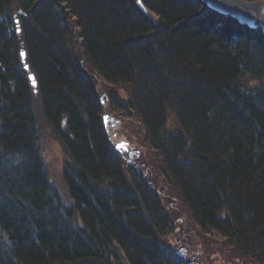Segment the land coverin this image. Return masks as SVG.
I'll list each match as a JSON object with an SVG mask.
<instances>
[{
	"label": "trees",
	"instance_id": "trees-1",
	"mask_svg": "<svg viewBox=\"0 0 264 264\" xmlns=\"http://www.w3.org/2000/svg\"><path fill=\"white\" fill-rule=\"evenodd\" d=\"M143 1L155 17L134 0H0L2 36L16 18L23 26L12 30L11 49L0 45V264H191L166 245L171 224L156 192L141 175L123 173L103 123L105 96L143 124L201 230L264 263L263 35L238 23L230 34L236 22L218 25L199 0ZM72 35L95 76L69 50ZM20 48L38 79L45 123L68 155L69 205L39 149ZM248 74L254 85L242 82Z\"/></svg>",
	"mask_w": 264,
	"mask_h": 264
},
{
	"label": "rangeland",
	"instance_id": "rangeland-1",
	"mask_svg": "<svg viewBox=\"0 0 264 264\" xmlns=\"http://www.w3.org/2000/svg\"><path fill=\"white\" fill-rule=\"evenodd\" d=\"M78 53L80 54V52ZM83 62L87 67V72L92 76H95V72L92 70L89 63L86 61ZM248 83H251V81H248ZM96 84H98L100 91L107 90V88H105V84L100 79H96ZM116 91L118 92V89ZM119 92L122 94V96L125 95V92L122 90ZM38 100L34 97L33 108L35 110L36 123L40 132V138L42 140L44 162L46 164L48 175L53 184L66 198L68 195V188L63 178V168L65 162L67 161V156L63 151L62 143L53 135L52 130L46 125ZM117 114L118 118L121 120V123L120 126L114 124L109 126L110 133L113 136L112 140L114 142H116L117 139L132 140V144H134V150L136 149V153L132 155V158L134 157V160L142 164V171L145 173L146 177L148 175V178L151 181L156 180L161 186L160 195L163 198V206L166 209L164 210L171 215L176 224L180 225L177 229L175 228V232L172 235L168 237L164 236L166 240H168V242H172V240L175 239V235H180V237L186 241V246L189 251L188 253L190 255L199 254L200 258L202 257L209 262L208 264H221L225 261V259L232 262V264L241 263L243 261L241 258L243 257L241 256V258H238L237 254L225 245V242L221 236L216 234H203L197 230L187 208L182 204L181 199L178 196L179 194L174 188V185L165 180L164 175L162 178V172L159 170L160 167L157 168L159 162L158 157L153 154L154 152L147 150V139L143 138L145 132L141 127L137 116L131 113L129 117H126L125 115L127 114L119 111ZM169 125L172 129L176 128L173 119H170ZM71 202H73V199L66 198L67 204ZM121 264H124V261Z\"/></svg>",
	"mask_w": 264,
	"mask_h": 264
},
{
	"label": "bare ground",
	"instance_id": "bare-ground-1",
	"mask_svg": "<svg viewBox=\"0 0 264 264\" xmlns=\"http://www.w3.org/2000/svg\"><path fill=\"white\" fill-rule=\"evenodd\" d=\"M136 3V5L137 6H139L143 11H144V13H146L147 15H150L151 17L153 16V17H155V14L147 7V5L144 3V1L143 0H134ZM201 3H203L207 8H208V13L207 14H209V15H207V16H213L214 17V20L216 19V22H217V24L218 25H220V26H222V25H225V26H227V27H230L231 28V26L230 25H233L232 24V22L229 20V19H231V20H234V22H236V23H234V29L233 30H230V34L231 33H234V34H236V33H238L239 32V28L241 29V26H239V25H242V26H244V27H246L245 28V30L247 31V32H249V33H253V34H255V35H257V33L260 31L261 33H262V38H264V29H263V27H262V25H260V22H255V24L253 25V26H251V25H249V24H247V23H242L237 17H235L233 14H231V13H226V12H223V11H220V10H218V9H216V8H213V7H211V6H208L204 1H202V0H199ZM228 18V19H227ZM239 25H238V24ZM14 29H12L11 28V26L9 25L8 26V29H7V32L6 33H4L5 35H3L2 36V33L0 32V45L2 46V48H4V49H7V47L9 46L10 47V49L12 48V43H15V39H14V36H12L13 35V31L12 30H14L15 31V34H21L22 33V30H23V26H22V22L20 21V19H18V18H16V20H15V22H14ZM239 26V27H238ZM17 29H19L18 31H17ZM17 38V37H16ZM68 40H70L71 41V44L69 45V47H70V51H72V54H73V56H74V58L76 59V61H77V63L80 65V67H81V69H82V71L84 72V74L86 75V73H87V67H86V65L84 64V62L83 61H86L87 62V60L86 59H84V54H83V52H84V48H83V46H81V44H79V42H78V39H75V37H73V35L71 36V38H69ZM20 54H19V57H20V60H19V63L21 62V64H22V67H23V69L25 70V72H26V74H27V76H28V78H29V81H30V84H31V88H32V91H33V97H32V103H33V99H34V97L35 98H37V100H38V96H39V94H38V92H39V82H38V79L36 78V76H35V74L33 73V71H32V69H31V67H30V64L28 63V61H27V52H26V50L25 49H21L20 48ZM21 52H23L24 53V56L22 57L21 56ZM78 52H80V56H79V54H78ZM9 53V52H8ZM158 53H160V52H157V54H152L151 53V58L152 59H155V60H157V59H159V56H158ZM16 57H17V55H16ZM88 63V62H87ZM158 63L159 64H163L162 65V68L163 69H165V66H164V63H165V60L163 61L162 59H160V62L158 61ZM17 65V67H18V69L19 70H21L20 68H19V66H18V60H17V58H16V60H15V63L13 64V67L14 66H16ZM245 71H248V70H246V69H244ZM243 70V73L245 72ZM89 75H90V73H88ZM30 78H34V80H35V84H33V80L32 79H30ZM92 80H93V78H92ZM248 81H251V83H248ZM242 82L244 83V84H246V85H252V83H253V85L255 84L254 82H256V80H254V78L253 77H251L250 76V74H248V76L247 77H245L243 80H242ZM241 83V82H240ZM241 85H242V83H241ZM96 87H97V89L98 90H100V88H99V86H98V84H96ZM109 87H112V88H118V96L121 98H127V97H129V94H128V92L125 90V89H123V88H120V87H123V86H118V85H113V84H110L109 85ZM120 90H122L123 92H125V95H123L122 96V94L119 92ZM113 91V90H112ZM99 93H100V95L101 96H104V95H109V90L107 89V90H105V91H98ZM111 99V98H110ZM110 99L109 98H107L106 96L103 98V112H101V114H102V116H103V123H104V126H105V128H106V132L108 133V137H109V141H110V143H111V145L113 146V148H114V150H115V152L118 154V157L120 158V160L122 161V167H123V169H124V174H125V176L129 179L130 178V176L133 174V173H136V174H139V175H141L142 177H143V179L145 180V182H146V184L148 185V186H150L155 192H156V194L158 195V198H159V200H160V203H161V205H162V207L165 209V207L163 206V198L161 197V195H160V190H161V186L157 183V181L155 180V181H151L149 178H148V175H147V177H146V175H145V173L142 171V164H140V163H138V161H136V160H134L133 158H132V155L134 154V153H136V149L134 150V144H132V140L131 139H117V141L116 142H114L112 139H113V136L111 135V133H110V125L111 124H114V125H119L120 126V123H121V120L118 118V114H117V112L119 111V112H123V111H120L121 109H123V110H126V107L124 106V105H120V104H117L116 102H113L112 101V99H111V101H112V106H111V101H110ZM39 101V100H38ZM39 105H40V102H39ZM112 109H115V110H112ZM118 110V111H117ZM34 112H35V110H34ZM124 113V112H123ZM118 119H117V118ZM170 119H173V121L175 122V120H174V118L171 116L170 118H169V120H168V123H167V128L169 129V130H172V131H175L176 130V128H174V129H172L171 128V126L169 125V122H170ZM63 123H64V125H65V123H66V119H63ZM140 124H141V127L143 128V124L140 122ZM176 126V125H175ZM61 143H62V141L61 140H59ZM146 145L148 146V148H147V150L148 151H151V152H153V149H152V147H151V143H150V141L149 140H147L146 141ZM62 148H63V151H64V146H63V143H62ZM131 148H133V149H131ZM136 148V147H135ZM39 149L41 150V153H42V157H43V159H44V156H43V147H42V145H41V148L39 147ZM65 152V151H64ZM138 153V152H137ZM66 154V153H65ZM153 154H155V152L153 153ZM66 156H68L67 154H66ZM136 157V156H135ZM67 159H68V157H67ZM158 161H159V159H158ZM157 161V162H158ZM145 166V165H144ZM160 167V168H159ZM157 168H159V170H160V172H162V168H161V163L160 162H158V165H157ZM163 173H162V178H163ZM164 178H165V175H164ZM49 180H50V183L53 185V186H55L54 184H53V182H52V180L50 179V177H49ZM165 180H167L166 178H165ZM168 181V180H167ZM169 182V181H168ZM56 187V186H55ZM57 188V187H56ZM175 189H176V191H177V193H178V190H177V188L176 187H174ZM57 190L59 191V189L57 188ZM60 192V191H59ZM61 194V193H60ZM67 195V194H66ZM60 197H61V200H66V198L67 199H72L70 196H69V194L67 195V197L65 198L62 194L60 195ZM181 199V198H180ZM181 202H182V204L187 208V206L183 203V201H182V199H181ZM72 203V202H71ZM71 203H69V204H71ZM68 204V205H69ZM166 210V209H165ZM189 212V211H188ZM165 213H166V215H167V217H168V219H169V222H170V224H171V226H170V228L168 229V231L167 232H165V234H164V236L165 237H168V236H170V235H172L174 232H175V228L177 229L178 228V226H180V225H178V224H176L175 223V220L171 217V215L170 214H168V212H166L165 211ZM192 218V217H191ZM77 219H79V221L77 220L76 221V223L77 224H79V225H81L82 226V224H81V222H83V219L81 218V217H78ZM192 220H193V223L195 224V226H196V228H197V230L199 231V232H201V233H203V234H207V233H204L202 230V228H200V226H198V221H197V219H193L192 218ZM83 229H85L86 228V224H83ZM202 229V230H201ZM211 235V234H210ZM174 242V243H173ZM225 242V241H224ZM118 245L117 244V242L115 241V243H114V245ZM166 245L171 249V250H173L174 252H176L180 257H182V258H184V259H186L189 263H191V264H208L209 262L207 261V260H205V259H203L202 257L200 258V255L199 254H197V255H195V254H192V255H190L188 252V249H187V246H186V241L183 239V238H181L180 237V235H178V236H176L175 235V239L174 240H172V242L170 241V242H168V240H166ZM225 245L226 246H228L231 250H233L234 251V249L228 244V243H226L225 242ZM236 254H237V257L238 258H241V256L243 257V258H241V259H243V261L241 262V263H239V264H264L263 262H261V261H259V260H253L252 259V257H250V262L251 261H253V263H250L249 262V257H245L244 255H241V254H239L238 252H236V251H234ZM244 253V252H243ZM244 254H246V253H244ZM246 255H248V254H246ZM250 255V254H249ZM211 261V260H210ZM238 263V262H237ZM124 264H130L129 263V261L125 258V260H124ZM221 264H232V262H230V261H228L227 259H225V261L223 262V263H221Z\"/></svg>",
	"mask_w": 264,
	"mask_h": 264
},
{
	"label": "water",
	"instance_id": "water-1",
	"mask_svg": "<svg viewBox=\"0 0 264 264\" xmlns=\"http://www.w3.org/2000/svg\"><path fill=\"white\" fill-rule=\"evenodd\" d=\"M208 6L231 13L251 26L260 22L264 29V0H202Z\"/></svg>",
	"mask_w": 264,
	"mask_h": 264
},
{
	"label": "clouds",
	"instance_id": "clouds-1",
	"mask_svg": "<svg viewBox=\"0 0 264 264\" xmlns=\"http://www.w3.org/2000/svg\"><path fill=\"white\" fill-rule=\"evenodd\" d=\"M21 160H22V157L19 154H17L16 157H15V162L17 164H19L21 162Z\"/></svg>",
	"mask_w": 264,
	"mask_h": 264
},
{
	"label": "snow or ice",
	"instance_id": "snow-or-ice-1",
	"mask_svg": "<svg viewBox=\"0 0 264 264\" xmlns=\"http://www.w3.org/2000/svg\"><path fill=\"white\" fill-rule=\"evenodd\" d=\"M19 29H17V31H18ZM21 56L23 57L24 56V53L23 52H21ZM30 79H32L33 80V84H35V80H34V78H30Z\"/></svg>",
	"mask_w": 264,
	"mask_h": 264
}]
</instances>
